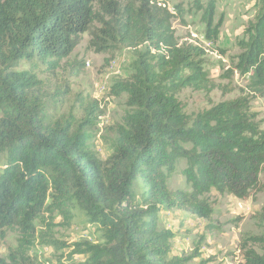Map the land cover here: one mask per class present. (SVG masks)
<instances>
[{
  "label": "trees",
  "instance_id": "16d2710c",
  "mask_svg": "<svg viewBox=\"0 0 264 264\" xmlns=\"http://www.w3.org/2000/svg\"><path fill=\"white\" fill-rule=\"evenodd\" d=\"M197 10L203 13L205 39L215 46L224 22H214L217 1ZM254 11L226 76L247 79L245 91L190 117L178 95L185 89L209 94L215 85L205 49L179 45L175 16L165 1L159 6L154 0H0V160L6 157L0 165L1 237L16 230L34 238L35 221L56 205L65 206L74 187L78 200L108 228L104 244L88 247L85 264H162L169 247L155 230L163 211L177 208L209 221L212 190L239 199L261 192L264 130L250 104L264 99V0L256 1ZM95 23L100 28L92 43L100 52L107 51L108 41L137 51L129 78L111 88L115 96L127 95L130 112L106 161L89 144L103 115L100 103H83L80 122H47L42 82L16 70L22 61H35L56 72ZM181 161L187 163L192 193L174 197L167 176ZM138 180L151 191L147 208L134 203ZM258 217L264 222V208ZM241 249L239 264H264V237L248 238ZM0 264L32 262L15 255L0 256Z\"/></svg>",
  "mask_w": 264,
  "mask_h": 264
},
{
  "label": "rangeland",
  "instance_id": "374dc122",
  "mask_svg": "<svg viewBox=\"0 0 264 264\" xmlns=\"http://www.w3.org/2000/svg\"><path fill=\"white\" fill-rule=\"evenodd\" d=\"M164 1L175 16L172 27L179 45L205 49L206 69L215 85V90L209 94L183 90L178 99L184 113L197 116L217 104L239 98L245 91L247 79L238 73L229 79L226 76L232 71L233 59L240 53L237 43L254 20L257 0H216L214 22L221 18L224 22L215 46L206 41L203 13L197 10L198 5L208 0ZM176 7L180 8V13ZM99 28L95 23L81 36L79 46L56 72H50L35 61H22L16 70L35 74L42 82L40 99L47 122H80L83 103L90 100L100 103L103 115L92 130L89 144L91 150L106 161L114 151L116 131L124 125V117L130 112L127 95L115 96L111 88L129 78L137 51L105 41L108 49L100 52L92 43ZM108 60L112 61L110 65ZM250 105L264 130V99H252ZM5 160L2 156L1 166ZM187 168L185 161L178 162L167 176V189L174 197L179 193H192L185 175ZM75 190L74 187L70 189L65 206L56 205L35 221L34 238L22 237L16 230L0 235V256L6 259L24 256L32 264H85L89 259L88 247L104 244L108 228L101 217L78 200ZM133 194L134 203L147 208L152 197L146 183L138 180ZM207 198L213 211L209 221L177 208L159 215L155 233L161 234L169 247L162 264H239L243 259L242 242L251 237H264V222L258 217L264 208V189L246 199L212 190ZM251 247L263 253L258 246Z\"/></svg>",
  "mask_w": 264,
  "mask_h": 264
},
{
  "label": "bare ground",
  "instance_id": "6f19581e",
  "mask_svg": "<svg viewBox=\"0 0 264 264\" xmlns=\"http://www.w3.org/2000/svg\"><path fill=\"white\" fill-rule=\"evenodd\" d=\"M155 2H157L158 3V5L160 6L161 5V3L164 1V0H154Z\"/></svg>",
  "mask_w": 264,
  "mask_h": 264
}]
</instances>
